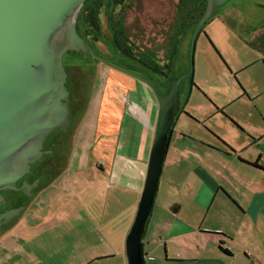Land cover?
I'll use <instances>...</instances> for the list:
<instances>
[{
  "label": "crops",
  "instance_id": "0c3cea01",
  "mask_svg": "<svg viewBox=\"0 0 264 264\" xmlns=\"http://www.w3.org/2000/svg\"><path fill=\"white\" fill-rule=\"evenodd\" d=\"M255 46L264 58V43ZM119 81L101 102L92 146L105 175L74 180L69 202L63 201L65 186H59L68 165L42 189L31 190L28 205L10 226L15 232L0 233V264H129L127 238L145 187L159 102L149 85ZM263 95L245 87L226 101L218 111L226 127L212 128L214 133L192 118L199 127L180 134L170 150L174 129L142 241L145 264H264ZM244 100L246 114L236 112ZM183 104L181 98L182 109ZM183 114L191 118L185 109ZM43 193L49 202L43 223L57 221L48 229L63 226L70 238L56 257L46 252V240L36 244L37 254L32 236L23 237L20 226L25 213L38 219L43 210L34 208L43 206ZM95 204L99 216H93ZM53 205L60 212L67 205L70 213L53 214Z\"/></svg>",
  "mask_w": 264,
  "mask_h": 264
},
{
  "label": "water",
  "instance_id": "95a60500",
  "mask_svg": "<svg viewBox=\"0 0 264 264\" xmlns=\"http://www.w3.org/2000/svg\"><path fill=\"white\" fill-rule=\"evenodd\" d=\"M86 0H0V205L2 191L18 190L17 183L41 160L44 142L69 122L68 73L64 57L69 52H91L112 67L134 75L94 54L77 29V18ZM228 0H209L191 40L190 66L161 94L155 141L139 209L127 238L129 264H145L143 237L153 213L172 130L181 112V87L193 81L199 33L217 8ZM36 186L28 185L30 190ZM25 207L0 214V233Z\"/></svg>",
  "mask_w": 264,
  "mask_h": 264
},
{
  "label": "rangeland",
  "instance_id": "374dc122",
  "mask_svg": "<svg viewBox=\"0 0 264 264\" xmlns=\"http://www.w3.org/2000/svg\"><path fill=\"white\" fill-rule=\"evenodd\" d=\"M177 1L127 0L121 8L111 6L109 11H113L114 14H124L126 33L135 42L136 46L142 49L150 42L160 45L163 40L169 39L177 14ZM229 4L230 2L219 8L215 21L207 25L198 37L192 81L195 85L191 88V82L186 80L180 91L184 102L183 108L191 118L184 117V114L179 116L180 119L176 122L175 136L170 150L180 134H189L199 127L193 122V119L201 123L208 132L214 133V128L226 127L225 119L218 115V111L226 101L241 96L245 87L252 94L257 91H264V58L261 51L256 48V43H254L259 33L264 30V12H258L252 8L238 12L232 9ZM192 9L190 14L184 13L185 20H181L183 23L185 21L189 22L193 15L198 14L195 7ZM107 10H104L105 12L103 11L101 15L104 41L96 43L95 46L98 54L105 59L110 57V49L107 43L111 36L106 16V14L108 15ZM188 42L190 43V37L185 44V51L177 58L176 63L178 62V65L173 76L184 74L189 69V50L186 51L187 45H189ZM164 61L166 62L167 59ZM164 61H162L163 64H165ZM64 66L71 73L68 86L74 93L73 97L78 99L75 112L78 110L76 116H79V120L76 121L77 125L72 137V144L66 150L70 157L69 162L64 166L59 165L57 168H51L49 177L45 179L43 184L49 183L53 178L62 175L68 165V171L62 176L59 186H65V192H63L65 199L63 201L69 202L72 199L70 195L74 194L75 191L74 180L89 178L92 175L99 177L105 175L97 169L96 156L92 150L101 102L103 98L107 100L113 94V87H118L115 82L123 80L119 83L127 85L128 80L130 79L131 82L132 79L120 74L123 73L122 71L104 66L95 58H84V56L77 53L66 54ZM261 101L264 102V95ZM245 104V100L243 103L239 102L236 112L246 114L244 112L247 110L244 107ZM229 117L231 118V116ZM206 119H209V121H205L206 124H203ZM46 193L52 194L54 192L46 191ZM46 193L41 195L39 201L43 203V206L36 205L34 208V210L38 209L40 212L43 210L39 213L38 219L35 220L32 218V214L27 215L25 213L20 220V226L22 227L23 237L28 239L32 236L35 244L34 251L37 254L40 252L37 247L41 246L36 244L40 243L41 240H46L48 246H50L46 249V252H50L49 254L56 257L58 248L65 245V242L69 241L70 238L68 234H64L63 226L62 229H48V226H55L57 221L43 223L42 217L47 214L49 209L46 206L49 202L44 197ZM92 211L93 216H99L96 204L93 206ZM51 212L53 214L56 212L60 214L70 213V208L66 205L60 212L53 205ZM6 230L8 231L5 234L15 232L14 228L11 227L6 228ZM20 241L24 242L23 239H20Z\"/></svg>",
  "mask_w": 264,
  "mask_h": 264
},
{
  "label": "flooded vegetation",
  "instance_id": "af4514ba",
  "mask_svg": "<svg viewBox=\"0 0 264 264\" xmlns=\"http://www.w3.org/2000/svg\"><path fill=\"white\" fill-rule=\"evenodd\" d=\"M228 2H230L229 5L231 6V8L237 10L238 12L245 9L249 10L250 8L258 12H262V11L264 12V0H228L225 2L223 6H219L217 8L215 14L201 30L198 37L203 33L205 27L211 24L215 20L219 8L224 7ZM208 3L209 0H206V8L204 13L208 8L209 5ZM181 8H182L181 0H178L177 14H176L172 34L169 37V39L163 40L160 45H155L153 42H150L148 43L147 46H145V48L141 49L138 46H136L135 42H133L126 33L130 50L127 51L126 53H123L121 51L111 49L110 57L108 59H105L98 54L96 47H93V45L86 38L85 39L93 47L95 55L101 57L102 59L108 61L109 63L116 64L127 69L137 77L133 75H129L127 73L123 74L124 72L122 73L123 75L127 76L128 78L130 77L131 79L137 82L147 84L152 88L154 85L159 93L164 94L167 92V86H169L168 80L171 78V76H173V74L177 69V65H178V62L176 63L177 58L182 55L183 51H185V47H186L185 44L187 43V39L189 37H190V43L188 42L189 45H187L186 51L189 50L188 54L190 55L191 40L194 31L191 34L189 32L190 28L189 27L187 28L185 22L183 23L181 21L182 19L179 16L181 15V11H180ZM186 13L189 14L190 11H187ZM179 21L181 22L179 23ZM124 24H125V19H124ZM262 36L263 33L262 34L259 33L258 37H256V42L258 41V43L260 42V44L264 43ZM77 54L84 56V58L85 57L86 58L92 57L93 59L95 58L96 60L103 63V65L109 66L113 70L116 69L111 65L105 63L104 61L96 58L91 52H88L87 55H84L83 53H77ZM145 58H150V61H146ZM165 59H167L166 62L164 61ZM162 61H164L165 64H163ZM121 64H123L124 66H122ZM186 72L187 70L185 71V73ZM181 75L182 74L174 75V77L176 76V78H178ZM184 83L185 81L183 82L182 86L184 85ZM67 89L69 90L68 87ZM69 93H70V97L68 100V107L70 114H69V122L67 126L63 129L58 128L55 132L51 133L47 137L43 146V151L45 152V154L43 155L40 161L31 165L30 171L17 183L18 190L2 191V195L5 200L3 204L0 205V214L9 211L11 209L26 207L30 199L29 198L30 190L27 189V186L28 185L33 186L34 184H36V186L32 188V191L34 192L39 191L40 189H42V185L45 179L49 177V170L51 168H55V167L57 168L59 165L64 166L69 162L68 159L70 157L66 153V150L72 144V140H73L72 137L74 135L75 128L77 125L76 121L79 120V116H76L77 111L75 112V105L78 99L73 97L70 90ZM181 112H182V105H181ZM181 112L179 115L183 114ZM14 221L4 226L3 230L10 227L14 223Z\"/></svg>",
  "mask_w": 264,
  "mask_h": 264
},
{
  "label": "trees",
  "instance_id": "16d2710c",
  "mask_svg": "<svg viewBox=\"0 0 264 264\" xmlns=\"http://www.w3.org/2000/svg\"><path fill=\"white\" fill-rule=\"evenodd\" d=\"M127 0H86L83 7L80 10L79 16L77 18V29L79 33L86 38L93 47L96 46V43L103 42V32H102V20L101 15L104 10H107L108 15V28L110 30V40L107 43L109 49H115L117 51H121L123 53H126L130 50V47L128 45V38L126 36L125 31V24L124 19L125 16L123 13L120 14H114V12L109 11L111 6L115 8H121L125 5ZM181 19L184 21V13L187 11H192L193 7L196 8V11L198 14L193 15L192 19H190L189 22L185 21L186 27L190 28L189 32L192 34V32L195 30L197 24L199 23L205 8H206V0H181ZM105 12V11H104ZM188 14V13H186ZM190 14V13H189ZM187 17V16H186ZM69 53H76V52H69ZM146 61H150V58H145ZM153 60V59H152ZM124 66L123 64H121ZM105 66V65H104ZM66 71L68 73V79L71 76V73L69 72V69L65 66ZM176 76H171V78L168 80V83L170 84L172 80H174ZM68 80H67V87L69 88L71 94L72 90L70 86H68ZM195 83L191 82V86H194ZM78 111V110H76ZM184 113V109H182V112ZM176 123L174 125V128L172 130L171 138L174 133Z\"/></svg>",
  "mask_w": 264,
  "mask_h": 264
}]
</instances>
